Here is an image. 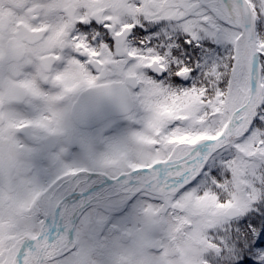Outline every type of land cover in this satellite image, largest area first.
I'll return each mask as SVG.
<instances>
[{
	"label": "snow or ice",
	"instance_id": "snow-or-ice-1",
	"mask_svg": "<svg viewBox=\"0 0 264 264\" xmlns=\"http://www.w3.org/2000/svg\"><path fill=\"white\" fill-rule=\"evenodd\" d=\"M0 264H264V0H0Z\"/></svg>",
	"mask_w": 264,
	"mask_h": 264
}]
</instances>
